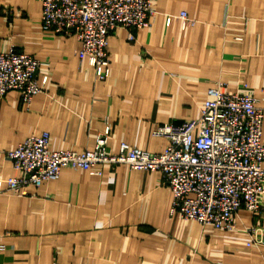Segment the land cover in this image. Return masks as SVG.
Here are the masks:
<instances>
[{
	"label": "crops",
	"instance_id": "0c3cea01",
	"mask_svg": "<svg viewBox=\"0 0 264 264\" xmlns=\"http://www.w3.org/2000/svg\"><path fill=\"white\" fill-rule=\"evenodd\" d=\"M40 10V0H0V52L13 47L42 63L28 108L17 91L0 99L2 179L16 176L6 153L44 132L50 151H92L108 127L111 153L126 143L160 154L168 142L151 129L196 119L218 85L248 87L264 113V0H153L149 28L133 41L124 29L108 37L104 82L75 55L73 36L42 34ZM180 12L193 27L165 25ZM100 169L65 168L24 196L0 194V264H264V247H247V230L264 227V197L261 220L240 210L223 232L172 216L160 173Z\"/></svg>",
	"mask_w": 264,
	"mask_h": 264
},
{
	"label": "built area",
	"instance_id": "2783aa9c",
	"mask_svg": "<svg viewBox=\"0 0 264 264\" xmlns=\"http://www.w3.org/2000/svg\"><path fill=\"white\" fill-rule=\"evenodd\" d=\"M41 32L45 36H73L77 57L86 58L98 82L109 75L108 37L118 29L129 32L150 27L153 0H40ZM179 20L181 28L195 21L185 12L165 15V25ZM42 63L13 47L0 52V99L17 91L28 108L40 93L36 73ZM45 83V81H44ZM243 86L226 93L220 86L209 88L199 116L178 124L154 126L151 136L163 137L167 146L151 154L120 143L108 150L109 128L96 137L92 151H50L49 135L31 136L6 153L16 176L0 178V194L26 195L29 186L58 179L62 169L101 176L96 167L119 165L132 171L158 172L171 193L170 214L183 221L231 232L237 214L245 210L261 220L264 197V144L261 141L263 110ZM247 247H264V227L247 230Z\"/></svg>",
	"mask_w": 264,
	"mask_h": 264
}]
</instances>
